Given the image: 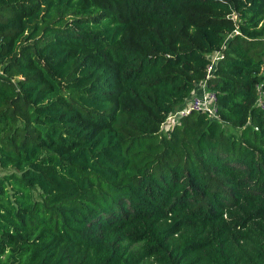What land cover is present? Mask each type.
Masks as SVG:
<instances>
[{"label": "trees", "instance_id": "trees-1", "mask_svg": "<svg viewBox=\"0 0 264 264\" xmlns=\"http://www.w3.org/2000/svg\"><path fill=\"white\" fill-rule=\"evenodd\" d=\"M259 85L264 0H0V264H264Z\"/></svg>", "mask_w": 264, "mask_h": 264}, {"label": "built area", "instance_id": "built-area-1", "mask_svg": "<svg viewBox=\"0 0 264 264\" xmlns=\"http://www.w3.org/2000/svg\"><path fill=\"white\" fill-rule=\"evenodd\" d=\"M222 56L223 53L221 51L211 55L212 60L208 65V75L213 72L212 70L217 60ZM257 103L262 109H264V87L262 85L258 86ZM179 106L181 107V116L186 115L191 109H198L201 111H206L211 117H218V93L208 84L207 79L199 80L196 82L195 87L188 98ZM175 108L173 109L168 120L172 118ZM166 124L167 122L165 125Z\"/></svg>", "mask_w": 264, "mask_h": 264}, {"label": "rangeland", "instance_id": "rangeland-1", "mask_svg": "<svg viewBox=\"0 0 264 264\" xmlns=\"http://www.w3.org/2000/svg\"><path fill=\"white\" fill-rule=\"evenodd\" d=\"M180 108L181 107L179 105L176 106V108L174 110V114L172 115V118L167 121L165 128L171 127L172 125L176 124L180 120V118L182 117L181 112H180Z\"/></svg>", "mask_w": 264, "mask_h": 264}]
</instances>
